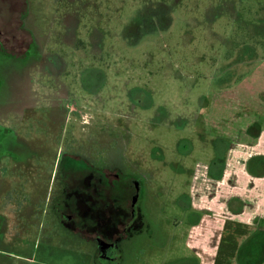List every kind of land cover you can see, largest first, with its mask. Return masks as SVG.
Returning a JSON list of instances; mask_svg holds the SVG:
<instances>
[{"label":"rangeland","instance_id":"1","mask_svg":"<svg viewBox=\"0 0 264 264\" xmlns=\"http://www.w3.org/2000/svg\"><path fill=\"white\" fill-rule=\"evenodd\" d=\"M29 5L28 23L40 41L65 57L63 84L72 95L66 104L85 107L95 120L85 129L67 123L62 140H56L57 133L46 134L45 127H33L34 147L22 152L32 151L36 172L31 184L24 177V189L38 191L34 195L47 213L40 210L29 222L0 206V218L8 221H0V264H96L98 245L87 237L89 230L67 228L52 208L73 144L90 152L98 167L120 168L142 183L140 206L154 232L121 242L120 264H263V217H254V211L260 199L264 203V184L257 186V195L215 202L218 182L204 184L200 178L194 186L193 180L207 172L205 164L218 161L221 167L225 161L234 171L238 158L249 164L259 141L245 130L254 113L264 110V0H29ZM29 5L0 0V23L23 20ZM30 63L0 51V126L17 123V117L5 114L9 96H51L54 76ZM88 66L97 69L84 77ZM217 101L225 108L226 142L205 132L202 121L208 104ZM232 104L238 112H232ZM247 110L251 115H244ZM262 160L258 171L248 170L264 175ZM193 187L200 197L194 198ZM27 198L34 200L18 197ZM245 210L251 211L244 225L252 226L253 237L233 258V249L218 241L223 231L232 235L236 225L217 228V218L237 221ZM256 222L261 227L255 232ZM198 225L207 233L204 246L190 243Z\"/></svg>","mask_w":264,"mask_h":264},{"label":"flooded vegetation","instance_id":"2","mask_svg":"<svg viewBox=\"0 0 264 264\" xmlns=\"http://www.w3.org/2000/svg\"><path fill=\"white\" fill-rule=\"evenodd\" d=\"M26 2L29 5V0ZM30 15L29 5L23 20L13 19L10 25L0 23L2 25L0 51L9 52L16 58L31 59L30 67H36L37 72L41 74L54 76L56 83L51 84V96H22L21 99H18V96H9L7 106L4 108L5 114L9 118L17 117L15 120L17 123L0 126V206L5 209L11 207L16 217L24 216L29 222L35 213H40V210H43L44 214L47 213L46 206L42 209L39 206V199L35 196L38 191L34 188L24 189V177L25 181L31 184L30 177L36 172V165L32 163L34 160L32 151L31 157L22 152L24 147L26 150L34 147L33 127L35 125L45 127L46 134L57 133L56 140L60 138L62 140L61 134L65 133L67 123H77L85 129L95 120V114L85 107L78 106L74 101L66 104L72 95L63 84L65 57L59 49L56 50L58 52H49L48 47L40 41L35 30L29 25ZM6 27L10 29L7 30ZM88 67L93 68L89 70ZM88 67L82 73L91 74L97 69L96 66ZM83 81L86 87L91 84L88 79ZM18 100L21 102L17 103ZM43 102L48 103L49 107L40 106L39 103ZM19 128L24 130H18ZM76 132L75 126L73 133ZM221 139L216 137L219 142ZM217 146L219 147L218 143ZM66 155L69 158L65 167V177L55 204L52 205L53 211L60 223L76 232L80 225L88 226L87 237L98 245L95 254L96 264H120L121 242L138 232L145 230L154 232L152 224L140 206L143 197L142 183L137 176L125 174L120 168L98 167L92 154L82 150L78 144L69 147ZM218 163L217 161L213 165L207 164V177L218 179L223 176L224 162L221 163V167ZM197 174L193 180L194 186L197 185ZM14 182L19 188L13 186ZM210 194L212 195V192ZM18 197H34V200L30 201L29 198L19 200ZM0 221L8 223L4 217L0 218ZM78 232L80 233V230Z\"/></svg>","mask_w":264,"mask_h":264},{"label":"crops","instance_id":"3","mask_svg":"<svg viewBox=\"0 0 264 264\" xmlns=\"http://www.w3.org/2000/svg\"><path fill=\"white\" fill-rule=\"evenodd\" d=\"M215 99L218 100L217 98H215ZM219 102L217 101V102L209 103L207 110L203 113L202 119L204 120V123L206 124L205 130L207 133L210 132V133H212V136L217 137V138H222L226 142L227 136H225L223 134L225 131V123H224L225 108L223 106L220 108L221 105L219 104ZM231 108L234 109V110H232V112H238L240 109L239 106L237 107L234 104H232ZM237 108H238V110H236ZM257 111H256V113H254V116L252 117L253 121L250 122V128L247 127L248 129L246 128V130H245V132L248 133V135L253 136L254 138L256 137L257 138L256 140L259 139V141H256L254 143L253 147L255 150L251 153V157L248 158V160H247V161H249V164L246 163V161L244 163L241 162V159L238 158L237 160H240V162L239 161L237 162V165H238L237 170L234 171V169L231 170L230 167H228L229 164L228 163L226 164V162L224 161V166L222 168L223 176L221 178H218V179L209 178L206 176V173L205 174H203V173L197 174V179L201 178V181L204 184H208L210 181H217L218 182L216 193L214 196L215 202H217L220 199V197H225V196H233L234 197V196H241L244 194H247V195H251V194L255 195L256 194L257 195V189H258L257 186L264 184V175L263 174L256 175V173H251V171L248 170V166H249V169L252 168V171H258L257 166L262 165V163H263V162H261L262 159H263L262 161H264V158H262V156H260V155H264V154H262V153H264V141H262V139L264 138V110L260 111V112H259V110H257ZM228 112L231 113V110L228 109ZM247 114L251 115V111L247 110V112H244V115H247ZM255 122L258 124L257 128L261 127V129L258 131L252 130L253 129L252 125L256 124ZM241 128H243V127H241ZM237 130L239 131V128H237ZM238 141H239L240 145L245 144V142H242L241 140H238ZM257 161H259L258 164H257ZM205 165L208 166L207 164H205ZM251 165H253V166H251ZM206 170H207V167H206ZM210 191L211 190H207L205 193H208ZM194 192H196V194L193 195L194 198H197V196L200 197L202 195V194H199L200 189L199 190L194 189ZM203 195H206V194H203ZM260 200L263 202L262 199H260ZM262 202H261V204H259V206H257L255 208L254 217L255 216H262L263 217V226H264V203H262ZM222 204L219 205L217 203V205H219V208L218 207L217 208L221 210L224 207V204H223V206H222ZM208 207H210L212 209H216V207L211 206V204H209ZM253 208H254V206H253ZM196 211H198V210H196ZM245 214H248V215H245ZM250 214H251V211H249V210L248 211L245 210L243 212H240L236 215L238 217V220L237 221L231 220L232 222L230 220H223L222 217L217 218V220L220 221L219 224H217V228L222 227L223 229H228V227H232V226L234 227L236 225V227L234 228V230L232 232V235L231 234L229 235L228 233L225 234V231H223L224 234L222 235V239L218 241V244L220 243V244H222V246L227 245L233 249V258L236 257L237 254L240 253V251L239 250L237 251L236 249L240 248L239 246L242 245V242L245 241L248 237L249 238L253 237V232L251 231L252 226L244 225L247 217L249 219ZM208 220H209V218L207 216L205 221L208 222ZM205 224H206V222H205ZM84 227L89 229L88 226H84ZM197 227L199 228V225L196 227L195 226L192 227L193 233L191 232L190 243L192 246H194L195 242L198 244V246L199 245L202 246V244L204 246V243H206L207 241L205 242L204 237L202 238V235H206L207 233L205 234L201 231H198ZM215 227H216V225H215ZM253 227L255 228L254 231L256 232L257 228L261 227V226H258V224L256 222ZM78 229L80 230V233H81V229H83V228L80 225ZM213 234H214V232H213ZM234 239H235V241H233ZM220 250L221 251L223 250L222 247H220ZM229 255L230 254L223 253L221 256H226V258L228 259Z\"/></svg>","mask_w":264,"mask_h":264}]
</instances>
